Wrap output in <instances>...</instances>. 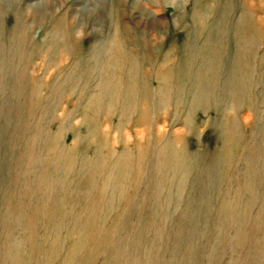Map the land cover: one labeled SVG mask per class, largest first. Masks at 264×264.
Listing matches in <instances>:
<instances>
[{
  "label": "rangeland",
  "instance_id": "rangeland-1",
  "mask_svg": "<svg viewBox=\"0 0 264 264\" xmlns=\"http://www.w3.org/2000/svg\"><path fill=\"white\" fill-rule=\"evenodd\" d=\"M0 264H264V0H0Z\"/></svg>",
  "mask_w": 264,
  "mask_h": 264
},
{
  "label": "bare ground",
  "instance_id": "bare-ground-1",
  "mask_svg": "<svg viewBox=\"0 0 264 264\" xmlns=\"http://www.w3.org/2000/svg\"><path fill=\"white\" fill-rule=\"evenodd\" d=\"M171 3H174V0H169ZM221 2V1H220ZM222 6V5H221ZM244 6V5H243ZM224 7V6H223ZM222 7V8H223ZM259 7V6H258ZM95 8V7H94ZM252 9V8H251ZM95 10V9H94ZM93 10V11H94ZM229 11V10H228ZM90 12V11H89ZM156 12H158V10H156ZM199 12H200V10H199ZM197 13H198V11H197ZM225 13H227V12H225ZM224 13V14H225ZM242 13V12H241ZM251 13H252V11H251ZM91 14V13H90ZM154 14V13H153ZM194 14V13H193ZM223 14V13H222ZM221 14V15H222ZM73 15V14H72ZM89 15V14H88ZM258 15V14H257ZM155 16V15H154ZM241 16V15H240ZM239 16V17H240ZM244 16V15H243ZM256 16V15H255ZM245 17V16H244ZM248 17V16H247ZM263 17V16H262ZM160 18L162 19L163 17H156L155 16V18H153L155 21L156 20H159L160 21ZM241 18V17H240ZM261 18V17H260ZM203 19V18H202ZM244 19V18H243ZM176 20V19H175ZM237 20H239V19H237ZM246 20H249V19H247L246 18ZM261 20V19H260ZM221 21V20H220ZM242 21H244V20H242ZM250 21V20H249ZM115 22V21H114ZM177 22V21H176ZM251 22V21H250ZM249 23V22H248ZM248 23H246V24H248ZM240 25V22L238 21V24H237V26H239ZM243 25V24H242ZM236 26V25H235ZM244 27V26H243ZM246 27V26H245ZM248 27V26H247ZM250 28H251V25H250ZM238 30V29H237ZM245 30V29H244ZM243 30V31H244ZM249 30V29H248ZM240 33V32H239ZM243 33V32H242ZM245 33V32H244ZM243 33V34H244ZM252 33V32H251ZM238 34V33H237ZM241 34V33H240ZM239 34V36H241ZM248 35H251L250 33L248 34ZM245 36V35H244ZM236 37H237V35H236ZM114 37H111L109 40H110V43L114 46L115 45V41H114V39H113ZM213 39V38H212ZM245 41V43H246V40H244ZM248 41V40H247ZM245 43L244 44H240L241 46L240 47H242L241 48V51H243V48H245L244 46H245ZM243 45V46H242ZM251 45V44H250ZM251 47V46H250ZM120 48V47H119ZM118 48V49H119ZM239 48V47H238ZM248 48L246 47V50H247ZM116 50H113V51H110L109 53H106V58H105V60L103 61V70H102V72L104 73V72H106V71H108L109 69H108V67L109 66H111V65H114L115 64V62H118V60H117V54H116V52H118V51H116ZM244 53V52H243ZM170 54V53H169ZM243 55H245V53L243 54ZM239 57H240V55H239ZM213 63V62H212ZM211 63V64H212ZM241 64V63H240ZM238 67H239V65H238ZM248 67V66H247ZM211 68H212V66H211ZM241 69H242V67H241ZM205 70H206V68H205ZM215 70V69H214ZM214 72V71H213ZM157 73V72H156ZM108 74V73H107ZM169 74V73H168ZM208 78H209V80L212 78V75L210 76H208ZM213 79V78H212ZM204 82V80H203V78L201 77V75H198V71H197V75H196V80H195V83H196V86H198V84H202V86H203V83ZM206 82H207V80H206ZM208 83V82H207ZM106 85L107 86V84H106V80H101V82H98V84H97V87H104V86ZM161 86V85H160ZM108 87V86H107ZM85 90V89H84ZM100 90V89H99ZM160 90V89H159ZM237 91V90H236ZM83 93V92H82ZM157 93H159L158 91H157ZM161 93V92H160ZM199 93V92H198ZM198 93H196L195 95H194V98H198V100L199 101H201L200 99H202V98H204V96H206V95H203V94H201V93H199L200 94V96H198ZM109 95V94H108ZM93 96V94L91 95V97ZM96 95L93 97L94 99H96ZM126 97V96H125ZM103 99V98H102ZM109 100V99H108ZM108 100H107V102H108ZM101 103V102H100ZM107 108V107H106ZM104 110V109H103ZM163 114V113H162ZM120 117V116H119ZM89 118V117H88ZM82 119V118H81ZM119 119V118H118ZM92 122V121H91ZM122 122V121H121ZM232 125V124H231ZM118 126V125H117ZM235 126V125H234ZM235 128V127H234ZM143 130V129H142ZM179 129H177L176 131H178ZM232 130H233V128H232ZM144 131V130H143ZM141 133V132H140ZM178 143V142H177ZM167 148V147H166ZM166 150V149H165ZM165 152V151H164ZM160 159V158H159ZM162 164V163H161ZM248 185V184H247ZM157 203V202H156ZM162 205V204H161Z\"/></svg>",
  "mask_w": 264,
  "mask_h": 264
}]
</instances>
